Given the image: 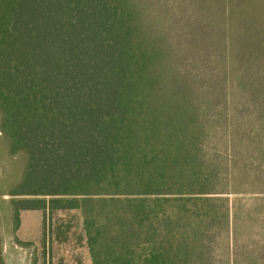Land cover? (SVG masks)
Returning a JSON list of instances; mask_svg holds the SVG:
<instances>
[{"label":"trees","instance_id":"1","mask_svg":"<svg viewBox=\"0 0 264 264\" xmlns=\"http://www.w3.org/2000/svg\"><path fill=\"white\" fill-rule=\"evenodd\" d=\"M155 1L0 0V208L79 210L93 264H264V9Z\"/></svg>","mask_w":264,"mask_h":264},{"label":"rangeland","instance_id":"2","mask_svg":"<svg viewBox=\"0 0 264 264\" xmlns=\"http://www.w3.org/2000/svg\"><path fill=\"white\" fill-rule=\"evenodd\" d=\"M230 2V4H227ZM264 9V0H156L151 9ZM0 264H93L79 210L45 215L21 212L20 226L10 207L0 208ZM45 220V222H44Z\"/></svg>","mask_w":264,"mask_h":264}]
</instances>
